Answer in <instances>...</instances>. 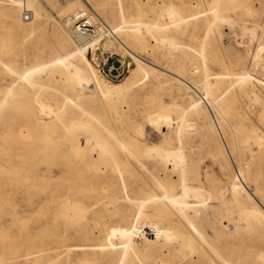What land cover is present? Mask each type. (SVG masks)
<instances>
[{
    "label": "rangeland",
    "instance_id": "374dc122",
    "mask_svg": "<svg viewBox=\"0 0 264 264\" xmlns=\"http://www.w3.org/2000/svg\"><path fill=\"white\" fill-rule=\"evenodd\" d=\"M69 3H59L58 9L39 14L30 11V18L24 19L22 10L16 15L5 0H0V215L8 212L7 229H0V248L4 246L7 257L4 264H117L125 248V258L129 259L124 258L123 264L128 260L141 264L142 256L150 261L158 259L153 258L158 254L168 260L161 264L171 260L188 264L190 259L194 264H264V258L257 263L244 259L255 250L264 251V219L260 223L242 214L241 208L235 211L237 200H242L237 198L234 203L229 188L233 182L242 185L243 196L249 195L264 211V146L253 142L243 146L242 139L251 123L264 137V51L260 50L264 45V0H247L245 6L235 0ZM78 3L110 28L123 25L101 46L120 55L131 52L132 68L124 78L105 77L67 27L66 16L59 9L74 8ZM212 7L228 20L215 21L207 31ZM163 8H171L177 19H171L169 13L158 17ZM248 8L249 14L245 12ZM122 16L126 23H122ZM135 19L154 24L152 31H131ZM245 26L252 28L253 35ZM154 34L173 37L179 45L160 43ZM205 34L209 36V72L229 75L213 91L217 101L212 105L202 101L199 113L193 115L190 98L199 99L203 94V73L200 69L193 74L190 65L201 67L198 49ZM64 39L69 41V48L83 46L81 66L94 73L98 85L94 93L90 87L72 86L66 75L49 63L32 75L30 84L20 79L19 73L28 67L59 56L62 51L58 44ZM137 57L150 63L149 76L130 90L102 95V84L126 86L141 77ZM243 71L252 78L236 81V74ZM253 90L260 96L256 103L251 100ZM35 93L41 102L49 104L52 113L39 110ZM75 124L82 125V130L92 128L96 142L100 137L94 151L86 150V133H75L76 129L81 131ZM73 126L75 134L71 132ZM219 132L224 140L219 139ZM75 136L84 151L76 146L70 149ZM156 150L181 152L183 160L167 161ZM86 152L92 155L85 158ZM99 152L118 161H106ZM80 162L98 170L92 173ZM120 162L125 165L119 175L112 164ZM172 163L178 165L173 167ZM181 178L202 193L197 198L187 197L197 209V219L190 218L191 222L167 204L161 213L154 212L155 201L148 198L154 194L161 197L166 190L179 194ZM107 195L115 196V201L108 200ZM132 196L147 201L141 213L144 222L137 230L147 232V226L154 225V230L155 226L168 225L176 235L190 237L197 250L191 253L187 245L171 238V253H166L168 245L162 235L153 238L156 236L151 234V241L138 238L131 242L126 235H110V229L129 223L137 214V203L129 201ZM188 214L194 213L189 210ZM97 244H105V249L90 246ZM132 244L137 255L132 254ZM45 247L54 249L46 253ZM39 254L44 258L32 260Z\"/></svg>",
    "mask_w": 264,
    "mask_h": 264
},
{
    "label": "bare ground",
    "instance_id": "6f19581e",
    "mask_svg": "<svg viewBox=\"0 0 264 264\" xmlns=\"http://www.w3.org/2000/svg\"><path fill=\"white\" fill-rule=\"evenodd\" d=\"M217 1V0H216ZM237 3H239L240 5H244L246 4V1L247 0H235ZM64 3V4H70L69 2H71V0H68V1H60V0H5V3L10 6V8H13L16 12V15L19 14V9L24 11V10H28V11H32L34 14H39V12L41 11H49V9H58V4L59 3ZM215 2V1H214ZM81 4L78 3L76 4L75 7L77 8H73V7H65V8H61L59 9V11L61 13H64L66 18V24H67V27L69 28V30L71 31V33L73 34L70 26H69V21H68V17L70 14L74 13L75 11L79 10V9H82L84 7L80 6ZM214 6V4H213ZM247 6V5H246ZM22 7V9H21ZM164 9V8H163ZM161 10L162 12H158V17L160 15V13H163L161 14V16L164 15V13H169L170 15V18L171 19H177L176 18V14L175 12L169 8L167 9V11H165L166 9L164 10ZM159 10V11H160ZM121 11V10H120ZM164 11V12H163ZM206 12V11H205ZM246 13H250V9H246L245 10ZM244 12V13H245ZM10 16V15H9ZM166 16V14H165ZM178 16V15H177ZM180 19L184 18V17H179ZM231 18V17H229ZM33 19V18H32ZM170 19V20H171ZM233 19V18H231ZM222 21V20H228L227 16H225L222 12H219V10H217L216 8H213L212 7V10H211V16L207 19V31L210 30L212 28V26L214 25L215 21ZM172 21V20H171ZM178 21V20H176ZM31 21L27 22V24H29ZM127 20L124 18V16H122V23H126ZM174 22V21H172ZM170 22V23H172ZM157 22H155L156 24ZM169 23V22H168ZM169 23V24H170ZM232 23V22H231ZM158 24V23H157ZM167 24V23H166ZM165 24V25H166ZM131 28L130 30L131 31H142V29H145L147 31H152V27H154V24H151L150 22H147L146 20L145 21H142L140 19H135V20H132L131 21ZM160 26V25H159ZM162 26V25H161ZM248 26H245L246 28V31H249L247 29H250V32H251V29L252 28H247ZM123 28V25H120V24H113L112 26V30L115 32V31H118L120 29ZM244 31V30H243ZM239 32V31H238ZM253 32V31H252ZM249 33L250 35H253V33ZM156 33V32H154ZM244 33H246L244 31ZM151 34V32H150ZM238 34V33H237ZM242 34V33H241ZM74 35V34H73ZM152 35V34H151ZM244 35V34H243ZM155 38L156 39H159L161 41H159L160 43L162 41H167V43H169L171 46H178L179 43L175 42V40L173 39V37H160L158 38L155 34H154ZM154 38V39H155ZM155 39V40H156ZM78 40L81 41L80 38H78ZM122 42V41H120ZM83 43V42H82ZM123 43V42H122ZM121 43V44H122ZM209 43V36L207 34L204 35V37L202 38V40L200 41V47L198 49V53H199V56L201 58V61H202V64H201V67L199 68V66L197 65H194V64H191L190 65V70H192V73L194 71H199L200 69L202 70V73H203V76H202V79H201V88L203 89V94L200 95V98L199 99H193L192 97L190 98V105H191V109H192V114L193 115H197L199 113V110H200V104L201 102H206L208 105H212L214 104L216 101H217V97L218 95H215L213 94V91L214 90H217L218 87H220L221 84H223L224 82V78H226L227 76L225 75H229L228 73L224 74V73H219V72H214V73H210L209 70H210V65H209V62L210 61V58H209V53H208V47H207V44ZM68 44H69V41L64 39L62 40L58 46L59 48L61 49V54L53 59H50L49 61H42L41 63L39 64H36V65H33L31 67H28L26 69L25 72L23 73H19V77L20 79L23 80V82H27V83H31L32 81V75H34V73L38 72L39 70H41L43 67L47 66V64H51V65H54V68H56L57 70H59L60 72H62L63 74L66 75V77L69 79V81L72 83L71 85L75 87V85H77L78 87H81L83 88V86H86V87H90L92 90H91V93H94L95 90H97L98 88V85L94 79V73L91 72V71H88L86 68L82 67L81 65V62L83 63V60L81 59V57H83V54H84V48L83 46H79L77 45L75 48H69L68 47ZM84 44V43H83ZM163 44V43H162ZM123 45V44H122ZM85 46V45H84ZM125 48H126V45L124 44ZM187 47V45H186ZM188 48V47H187ZM189 49V48H188ZM193 49V48H192ZM129 50V49H128ZM260 50L264 51V45H262V47L260 48ZM131 53V52H130ZM168 53V52H167ZM170 53V52H169ZM260 53V52H259ZM172 54V53H171ZM135 57V56H134ZM138 59V66L143 70V73L141 75V77L137 80H133L131 82V84L129 85H115V84H102L101 85V93L102 95L104 96H111L113 93H120V92H123L125 90H130L131 88H133L134 86H136L137 84H139L140 82L144 81L148 76H149V69L148 67H151L150 63L144 61V60H140L139 57H137ZM240 61V60H239ZM84 64V63H83ZM42 66V67H41ZM256 67V65H255ZM194 74V73H193ZM236 81L238 82H241V81H244L249 79V78H252L251 75L248 74V72L246 71H243V72H240L239 74H236ZM213 76V77H212ZM235 81V82H236ZM262 82V81H261ZM186 83V82H185ZM188 83V82H187ZM231 85H233L231 83ZM230 85V86H231ZM188 86V85H187ZM243 86V85H242ZM229 88V87H228ZM227 88V89H228ZM250 94H252V101L253 102H258L260 101V96L258 93H256L254 90L251 92L250 91ZM80 96V94L78 95ZM35 97V98H34ZM34 99H36V102L38 104V107H39V110L44 114V113H47V114H50L52 113V108L49 107V104L48 106L46 104H44L43 102L40 101V99H38L36 93L34 94ZM68 98V97H66ZM247 104V103H246ZM55 114V113H54ZM56 115V114H55ZM58 117V116H57ZM60 118V116H59ZM62 119V118H61ZM60 120V119H59ZM60 122V121H59ZM61 123V122H60ZM64 124V123H62ZM72 124V123H71ZM78 125V126H76ZM251 126L249 127V129L247 128V131H246V135L242 138L243 139V146L246 145V143H251L253 142L254 144L256 143L259 147L260 146H264V137H262L261 135H259V133L256 132V128L254 126H252L253 124L251 123L250 124ZM64 126V125H63ZM72 126V125H71ZM81 126V127H80ZM57 127V126H56ZM75 127H80L81 128V131H78L77 129L74 131V126L72 127V131L71 132H75V133H78V132H85L86 133V137L84 138L85 139V144L87 145H84L86 148L89 147L91 150L94 151L95 149V146L98 145L99 143V138L98 137V141L96 142L95 140H93L94 138V131L92 128L88 127L85 128V130H82L84 127H82V125H79V124H75ZM232 127V126H231ZM95 129V128H94ZM215 130V128H214ZM219 130V129H218ZM216 131V130H215ZM244 131V130H243ZM65 132V131H64ZM73 132V133H74ZM217 132V131H216ZM74 133V134H75ZM79 133V134H81ZM218 134V132H217ZM78 135V134H76ZM83 137V136H82ZM219 139L221 140H224V137L222 135L221 132H219V135H218ZM79 138V136H78ZM95 139V138H94ZM77 138L76 136L73 137L71 139V146H70V149L72 148H75L74 146H76V149L77 150H80L82 149V151H84L83 147L80 149L79 146L77 145ZM10 142V141H9ZM81 143V142H80ZM238 142L236 143V146H238ZM250 145V144H249ZM235 146V147H236ZM85 148V149H86ZM237 148V147H236ZM76 149L74 150L77 154V156H79V151H76ZM90 149H86L88 151H90ZM158 150V149H157ZM156 150V153H158V155L160 154L162 157H164L165 159L170 160L172 159L173 160V163L175 162H179L181 160H183V156L181 155V152H180V155L177 153V152H174V153H170V152H162L163 149L159 152H157ZM166 150V149H165ZM180 150V148H179ZM81 151V152H82ZM148 151V150H147ZM152 151V150H151ZM80 152V153H81ZM173 152V151H172ZM96 153V152H95ZM177 153V154H176ZM90 154V153H89ZM98 154H101V156L104 157V159L107 161H118V159H115L114 157L110 156V158H108V156H105L103 153L99 152ZM92 155V154H90ZM89 155V156H90ZM83 156H86L85 158L89 157L87 152H86V155H83ZM94 156V155H93ZM92 156V157H93ZM230 156V155H229ZM81 157V156H80ZM90 157L88 159L91 160ZM107 157V158H106ZM100 158V157H99ZM96 159V158H94ZM102 159V158H101ZM97 160H95L96 162ZM100 161V160H99ZM99 161L97 163H99ZM90 163H93V162H90ZM119 163V162H118ZM121 163V162H120ZM171 166L173 167H176V165L178 164H173ZM82 167H84L85 169H88L90 171H92V173L96 172V170H98V167L95 166V165H91V164H82V162L79 163ZM114 165L113 167V170L114 169H117L119 171V175H120V172H121V169L120 167L124 166L125 164H112V166ZM172 167V168H173ZM191 170L194 171L197 175H198V170L196 169V167L194 165H191ZM101 168V167H100ZM112 168V167H111ZM239 169V168H238ZM183 171V170H182ZM240 173V172H239ZM183 176V175H182ZM121 177V186H124L126 185V181H125V178L123 175L120 176ZM241 180V179H240ZM181 181H182V184H181V190L179 192V194L177 193H174L172 191H169V190H166L162 195L161 197L154 194V195H151L149 196L148 198H151V200H154L155 203H154V207H155V211L156 213H161L162 212V206H165L166 204L169 206H172V207H175V210H177V212L179 211V213H181L186 219H197L196 217V212H197V209L195 208V204H192V201L191 203H189L187 201V197L189 196H192L194 198H197V196H200L202 193H201V190L200 188L198 187H189L185 181L183 180V178H181ZM125 188V187H124ZM230 190H231V194L233 196V199H234V203L236 201V199L238 198H241V200L243 201H239L237 200V204L240 206H236L235 207V211H236V208H241V213L242 214H245L247 216H253L255 218L256 221L260 222L261 223V219H264V211H262V209L253 201V199L249 196V195H246V196H243L242 192L244 191V188L242 185L240 184H237L236 182H233L231 185H230ZM122 189V188H121ZM122 193H125L123 190L121 191ZM208 192V191H207ZM229 192V191H228ZM230 193V192H229ZM208 195H209V192H208ZM103 196V195H102ZM108 196V195H107ZM125 196V198L123 197ZM106 197V196H105ZM105 197L102 199L104 200ZM235 197V198H234ZM102 198V197H101ZM108 198V200H113L115 201L116 197L111 195V196H108L106 197ZM122 198H124L125 200H127V195L126 194H122ZM130 200L129 201H133L135 203H137V214H135L133 216V218L130 220L129 223H124L122 224L119 228H116V229H110L111 231L109 232L110 235H118L120 234L119 236L121 235H126L129 239V242L133 241V239H146V240H150L151 239V234H153L154 236L156 237H153V238H158L160 235H162V239L166 241V245H168L167 247V250H166V253H171L170 250H171V247H170V239L171 238H177L181 241L182 244H185L189 247V252H195L197 250V248L194 246V244L192 243L191 241V238L188 237V236H185V235H176L175 233H173V231L171 230V227L168 226V225H158V226H155V229H151L154 227L153 226H150L148 228L149 231L147 232H143V231H139L137 230V228L139 227V225L144 222V220L141 218V213L144 212L145 210V204L147 203V201L145 199H140L139 197H135V196H132L131 198H129ZM208 199V198H207ZM112 201V202H113ZM200 200H198L199 202ZM238 201L240 202V204L238 203ZM194 203V202H193ZM197 203V202H196ZM199 203H202V201H200ZM248 203H250L251 205H248ZM243 204V205H241ZM228 205V204H227ZM234 206V205H233ZM68 207V206H67ZM74 208V207H73ZM76 208V207H75ZM123 208H121L120 210H122ZM233 209V208H232ZM71 210V209H70ZM76 209H74L75 211ZM92 210V209H91ZM189 210H192L193 211V215H189L188 212ZM228 211V209H226ZM68 211V210H67ZM122 212V211H121ZM230 213L227 212V214H229L228 216L231 217L232 215L231 214V211H229ZM75 213V212H73ZM209 213V212H208ZM69 214V213H68ZM240 214V216L242 215ZM239 215V214H238ZM243 217V215H242ZM241 217V218H242ZM12 218V217H11ZM228 218V217H226ZM232 218V217H231ZM191 219H190V222H191ZM230 219V218H229ZM7 220H8V212L7 213H2L0 215V229L1 230H6L7 229ZM13 220V219H12ZM228 220V219H227ZM232 220H230L231 222ZM11 222V221H10ZM9 227V226H8ZM177 231V230H176ZM107 236L108 237H110ZM193 237V236H192ZM124 241V240H123ZM122 241V243H123ZM151 241V240H150ZM175 241H178V240H175ZM174 241V242H175ZM128 242V241H127ZM154 242V241H153ZM126 244V243H125ZM91 247H96L97 249H99L100 251H103L105 249V244H97V245H90ZM180 246V245H179ZM66 247H69V246H66ZM152 248H154L153 245H151ZM201 248V247H200ZM53 248H50V247H45L43 248V250H47L46 253H49L51 250H53ZM131 249H132V254L134 255H137V250L136 248L134 247V245L132 244L131 245ZM181 251V250H180ZM164 252V251H163ZM264 252V251H262ZM262 252L258 251V250H255L251 255H244V259L246 260H250V262H255L257 263L258 261L261 260V258H264V254H262ZM0 253H1V257H0V260H1V264H4L6 263L7 261V257L5 255V250H4V246H2L0 248ZM111 252H109L108 254H110ZM125 253H126V248L123 250V257L119 260V262L117 264H123V260L125 258ZM32 254L31 253H28V255ZM200 255V254H199ZM47 256V254H46ZM218 256V255H217ZM44 258V256H42V254H39L38 256H35V258H32V260L34 261H38L39 258ZM158 259H151L150 261L148 259H145L144 256H142L140 258V262L141 264H161L163 262H166L168 260L166 259H163V257L161 256V254H158L156 255L155 257L153 258H157ZM193 257V256H192ZM28 258V257H27ZM31 257H29L28 259H30ZM223 258V257H222ZM126 260L129 259V258H125ZM211 259V258H210ZM125 260V261H126ZM212 260V259H211ZM131 260H128L126 261V264H131L130 263ZM216 262L215 261H212V264H215ZM170 264H181V262L179 261H175V260H171L170 261ZM188 264H194L193 260L190 259V261L188 262ZM238 264V263H237Z\"/></svg>",
    "mask_w": 264,
    "mask_h": 264
},
{
    "label": "built area",
    "instance_id": "2783aa9c",
    "mask_svg": "<svg viewBox=\"0 0 264 264\" xmlns=\"http://www.w3.org/2000/svg\"><path fill=\"white\" fill-rule=\"evenodd\" d=\"M23 17L30 18V11L24 10ZM68 21L74 36L84 43L86 55L105 77L120 80L130 72L133 55L129 52L120 55L102 48L101 43L113 36V30L92 10L87 7L79 9L69 15Z\"/></svg>",
    "mask_w": 264,
    "mask_h": 264
}]
</instances>
